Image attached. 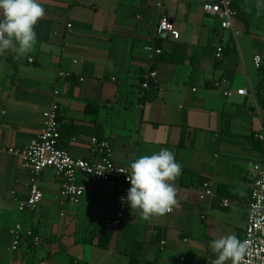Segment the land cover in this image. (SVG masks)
<instances>
[{
  "label": "crops",
  "instance_id": "obj_1",
  "mask_svg": "<svg viewBox=\"0 0 264 264\" xmlns=\"http://www.w3.org/2000/svg\"><path fill=\"white\" fill-rule=\"evenodd\" d=\"M216 1L39 0L45 16L35 26L33 50L19 58L0 55V264H211L212 240L234 233L242 241L251 165L260 156L252 137L264 127L254 62L260 55L264 65V0H233L235 30L204 12L206 2ZM162 13L173 19L178 39L156 36ZM153 44L183 61L160 55L151 62ZM150 70L157 75L144 89ZM241 88L249 93L238 94ZM53 102L61 111L59 146L74 157L96 158L93 137L108 140L115 162L128 167L142 155L172 151L182 166L173 210L144 220L129 206L121 226L107 229L118 208V182L81 176L85 191L75 206L61 198L48 168L39 179L42 202L19 211L31 176L8 149L39 133ZM185 170L195 174L192 184L183 183ZM206 180L215 196L200 199ZM16 224L36 232L41 243L26 238L13 249Z\"/></svg>",
  "mask_w": 264,
  "mask_h": 264
},
{
  "label": "built area",
  "instance_id": "obj_2",
  "mask_svg": "<svg viewBox=\"0 0 264 264\" xmlns=\"http://www.w3.org/2000/svg\"><path fill=\"white\" fill-rule=\"evenodd\" d=\"M179 1V0H175ZM157 6H162L161 2ZM204 12L216 16L221 21V27L224 29L235 30V20L238 16V10L233 4V0H217L214 3L206 2L203 6ZM71 27V24H68ZM158 38L178 39L179 31L176 29L173 19L166 13L160 15L157 24ZM163 52L162 46L153 44L147 47L148 58L154 62ZM223 57V47L216 48V58ZM33 61L32 58L29 59ZM255 65L259 68L262 65L260 55L254 57ZM157 75L156 70H150L143 75L142 87L148 88ZM60 77H66L67 73L60 72ZM220 86V82H215ZM240 95H247L249 92L245 88L237 89ZM254 93V92H252ZM59 91L55 90V95ZM225 96H231V90L224 91ZM261 115L264 116V111ZM60 106L53 102L50 107L43 112V126L39 133L23 147H10L8 152L21 158V167L30 176L28 184V193L24 199H19V211H34L43 200V191L39 185L41 173L45 169H53L60 185V196L75 206H79L85 191V185L79 181L82 177H93L102 182H118V208L112 218L105 222L107 229H113L121 226L129 205L121 201V197L127 196V191L131 187L127 180V173L119 170H129L130 167L115 162L113 158V148L111 143L105 139L93 137L91 142V154L95 159L77 158L70 154L69 151L59 146L61 138L60 126ZM264 118V117H263ZM264 121V119H263ZM256 139L262 143L259 160L251 165L254 173V181L250 193L248 223L243 232L242 243L246 244V251L241 264H264V127L256 134ZM103 172L102 174H99ZM215 196V189L209 181H203L200 188V199L212 198ZM224 203H227L224 200ZM13 249H17L20 243L30 238L34 245L41 243L42 239L31 229H24L21 224H16L12 230ZM166 244L165 240L160 243L163 249Z\"/></svg>",
  "mask_w": 264,
  "mask_h": 264
},
{
  "label": "clouds",
  "instance_id": "obj_3",
  "mask_svg": "<svg viewBox=\"0 0 264 264\" xmlns=\"http://www.w3.org/2000/svg\"><path fill=\"white\" fill-rule=\"evenodd\" d=\"M44 16L39 0H0V55L11 51L19 58L32 51L37 43L35 26ZM119 171L127 173L131 185L126 198L120 199L131 210H139L142 219L164 216L177 204L175 181L182 174V166L169 149L142 155L130 163V171ZM210 248L216 255L211 264H241L246 244L233 233L212 240Z\"/></svg>",
  "mask_w": 264,
  "mask_h": 264
},
{
  "label": "trees",
  "instance_id": "obj_4",
  "mask_svg": "<svg viewBox=\"0 0 264 264\" xmlns=\"http://www.w3.org/2000/svg\"><path fill=\"white\" fill-rule=\"evenodd\" d=\"M161 58H163V59H169V60H172V61H179V62L180 61H183V57L180 56L179 54H173L172 56H167V55H165V53H163V54H161ZM259 69L261 71V80H260V83H259V85L257 87V100H258V104L260 105V107L264 110V93L262 92V90L264 89V65L262 64L259 67ZM67 77H70V74H67ZM90 106H92V105L89 104L87 106V109H89ZM252 142L256 144V148L258 150H261L262 143L259 142L256 139L255 134L252 137ZM183 178H187L188 179L185 182H184V179H183V183L184 184H192L193 181H194V178H195V174L193 172H191L190 170H185L183 172ZM34 233L36 234V232H34ZM106 235H107V232H106ZM105 237H107V236H105ZM105 239L106 240H100L99 241V244L100 245H104L105 242L108 240V238H105Z\"/></svg>",
  "mask_w": 264,
  "mask_h": 264
}]
</instances>
